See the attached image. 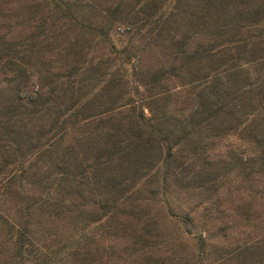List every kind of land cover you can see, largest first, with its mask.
<instances>
[{
	"label": "trees",
	"instance_id": "trees-1",
	"mask_svg": "<svg viewBox=\"0 0 264 264\" xmlns=\"http://www.w3.org/2000/svg\"><path fill=\"white\" fill-rule=\"evenodd\" d=\"M118 23L155 61L89 56ZM231 172L264 200V0H0V264H216L141 202ZM227 254L264 264V235Z\"/></svg>",
	"mask_w": 264,
	"mask_h": 264
},
{
	"label": "rangeland",
	"instance_id": "rangeland-1",
	"mask_svg": "<svg viewBox=\"0 0 264 264\" xmlns=\"http://www.w3.org/2000/svg\"><path fill=\"white\" fill-rule=\"evenodd\" d=\"M183 29V25H180ZM17 34H22L24 31L21 27L14 30ZM130 33L127 32L125 24L118 23L113 26L108 38L110 47L99 46L89 52V56L93 55L95 59L100 56L108 57L115 55V63L124 64V68H129L128 64L135 63L137 58H140L145 63H152L159 55L157 49L142 46L141 42L130 41ZM134 44V45H133ZM133 45V46H132ZM130 46V47H129ZM127 47L131 58L129 63L124 62V57L116 55V50ZM145 48V49H142ZM60 50V49H59ZM56 51V50H55ZM55 51L46 52V56L54 58V65H59L58 59H66V54L58 56ZM117 58V59H116ZM164 59H167L165 56ZM58 62V63H57ZM139 66V65H138ZM169 86H175L174 81L168 83ZM167 84V85H168ZM135 96V95H134ZM136 97H134L135 99ZM144 112L147 111L144 109ZM232 145H238V139L222 138L213 143V148L208 151L207 159L215 161L223 155V146L227 142ZM226 157V156H225ZM227 158V157H226ZM38 166L41 170H47L51 166L48 161H38ZM213 165H211L212 167ZM214 168V166H213ZM230 176L212 195L207 192H199L198 190L174 188L169 189L162 200H147L141 204H145L150 212L157 215L158 226L161 235H168L173 238L176 235L185 240L183 247L184 253L192 256L197 249L196 242L204 241L205 250L200 255L204 261L212 260L216 264H236V258L227 259V251L235 250L237 246L241 247L245 243H254L264 235V220L262 218V206L264 200L257 195L252 196V192L248 190L247 185L240 181L237 174L229 173ZM257 188L263 185V181H254ZM140 186V195L143 197L144 187ZM211 196L208 198V196ZM153 198V196H151ZM158 198V199H159ZM149 205V206H148ZM173 240L171 244L162 245L161 248L166 253L168 249L182 248L178 239Z\"/></svg>",
	"mask_w": 264,
	"mask_h": 264
}]
</instances>
